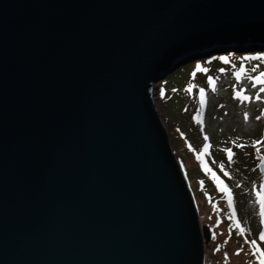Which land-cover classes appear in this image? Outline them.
Returning a JSON list of instances; mask_svg holds the SVG:
<instances>
[{"label":"water","instance_id":"obj_1","mask_svg":"<svg viewBox=\"0 0 264 264\" xmlns=\"http://www.w3.org/2000/svg\"><path fill=\"white\" fill-rule=\"evenodd\" d=\"M262 43L264 0H0V264H205L154 86Z\"/></svg>","mask_w":264,"mask_h":264},{"label":"rangeland","instance_id":"obj_2","mask_svg":"<svg viewBox=\"0 0 264 264\" xmlns=\"http://www.w3.org/2000/svg\"><path fill=\"white\" fill-rule=\"evenodd\" d=\"M255 53L264 55V49L261 52L258 49H229L196 53L193 58L166 71L167 75L155 84L153 90V99L174 154L185 177L189 175V186L195 199L200 198L201 227L206 226L212 232L211 241L205 244V264H211L207 260L209 257L212 264H259L256 248L249 243L250 253L244 255L235 234L247 243L257 239L264 249V241L258 239L264 234V217L260 215L259 197L256 195L257 191L264 193V173L259 169L264 161L259 158L264 155V144L255 143L264 141V93L260 94V101L255 100L258 87H254L248 78L264 71V60L242 59L256 56L253 55ZM220 56H227L230 62L225 64L223 60L215 59L206 63ZM197 62H202L200 67L207 71H198ZM256 65L260 67L252 72L251 68ZM222 68L225 71L221 72ZM241 68L245 72L238 80L236 72ZM209 77L215 80V92ZM189 87H192L191 92ZM200 88L205 89L206 103L203 107ZM237 91L253 99L241 101L236 97ZM245 112L248 120L244 119ZM257 116L262 118L257 120ZM227 149L233 153L231 160ZM225 171L228 176L224 175ZM206 177L212 182L209 183ZM218 180L227 186L231 195L228 191H221ZM212 185L226 196L224 211L217 210L211 195ZM237 221L240 227H237ZM241 228L245 230L243 233Z\"/></svg>","mask_w":264,"mask_h":264},{"label":"snow or ice","instance_id":"obj_3","mask_svg":"<svg viewBox=\"0 0 264 264\" xmlns=\"http://www.w3.org/2000/svg\"><path fill=\"white\" fill-rule=\"evenodd\" d=\"M220 59H222L224 61L225 64H228L230 61L228 59L227 56H222L220 57ZM242 59H252V60H264V56H260V55H257V56H252V57H243ZM233 67H236V65H232ZM260 66L259 65H256V66H253L251 68V71L252 72H256L258 70ZM198 71H201V72H205L207 71V69H204L202 67H199L198 66ZM221 72L225 71V69H220ZM245 72V69L244 68H241L238 72H236V78L239 80L241 75H243ZM250 80L253 81V86L254 87H258V91L255 95V100L257 101H260L262 99V96L260 95L261 93H264V71H259V74L256 75V76H249L248 77ZM209 81L211 82V85H212V91L215 92L216 91V83H215V80H213L211 77H209ZM189 92L192 91V87H189L188 89ZM199 97H200V104H201V107H203L206 103V100H205V89L204 88H200L199 89ZM236 97L237 99L241 100V101H250L253 99L252 96H249V95H245L244 93L240 92V91H237L236 92ZM249 116H248V113L245 112L244 113V119L245 120H248ZM262 117L261 116H257L256 119L259 120L261 119ZM208 137L205 136V140H207ZM256 144H264V141H256L255 142ZM239 147H244V145H238ZM257 152L260 151L259 148L256 149ZM205 151H207V149H205ZM228 152V159L231 160L232 157H233V153L231 151V149H227L226 150ZM261 160H264V155L260 156L259 157ZM223 168V165L221 166ZM224 175L225 176H228L229 173L227 171L224 172ZM218 183L221 184V191H228L229 192V195H231V192L230 190L227 188V186L223 185L222 182H220L218 180ZM239 186V185H237ZM257 197H259V204H260V215L262 217H264V193H261L260 191H257L256 193ZM237 227H240V224H239V221H237ZM245 230L243 228H241V232L243 233ZM258 239L260 241H264V234H261ZM248 243H250L251 245H253L255 248H256V252L258 253V259H259V264H264V249H262L260 247V245L258 244L257 242V239H252V240H249ZM237 255H239V252L237 253Z\"/></svg>","mask_w":264,"mask_h":264},{"label":"trees","instance_id":"obj_4","mask_svg":"<svg viewBox=\"0 0 264 264\" xmlns=\"http://www.w3.org/2000/svg\"><path fill=\"white\" fill-rule=\"evenodd\" d=\"M250 49V48H249ZM249 49H246V50H249ZM257 49H259L260 50V52H261V49H264V47H260V48H257ZM248 53H250V52H248ZM259 55V54H258ZM231 56H234V55H230L229 57H231ZM260 56H264V55H260ZM220 57H222V56H220ZM220 57H214V58H212V59H209V60H207L206 61V63H210V62H212V61H214L215 59H218V60H222V59H220ZM190 58H186V60L185 61H187V60H189ZM196 65L197 66H202V62H197L196 63ZM178 159V158H177ZM186 177H187V179H188V177H189V175L187 176L186 175ZM206 179L209 181V183H211L212 182V180L208 177H206ZM188 183H189V179H188ZM190 187V186H189ZM212 190H213V192L211 193V195L214 197V201L216 202V204H217V210H219V211H224L225 209H226V206L224 205L226 202H225V199H226V196L224 197V195L220 192V191H218L216 188H214L213 187V185H212ZM218 192H220L219 194H218ZM208 194V193H207ZM199 200H200V198H196V203H197V207H199ZM235 234V233H234ZM236 235V237L238 238V243L240 244V246L242 247V253H244V255H246V254H249L250 253V250H251V248H250V244L249 243H247V242H245L244 241V239H242L238 234H235ZM235 237H233V239H234ZM236 239V238H235ZM207 257H209V256H206V258ZM207 260H208V262H210L211 264H212V262H211V259H210V257L209 258H207ZM207 262V263H208Z\"/></svg>","mask_w":264,"mask_h":264},{"label":"clouds","instance_id":"obj_5","mask_svg":"<svg viewBox=\"0 0 264 264\" xmlns=\"http://www.w3.org/2000/svg\"><path fill=\"white\" fill-rule=\"evenodd\" d=\"M192 56V55H191ZM193 56H196V55H193ZM177 62H184L182 59H180V60H178ZM176 62V63H177ZM175 63V64H176ZM174 65H172V66H168L164 71L166 72V71H169L170 69H172L171 67H173Z\"/></svg>","mask_w":264,"mask_h":264},{"label":"bare ground","instance_id":"obj_6","mask_svg":"<svg viewBox=\"0 0 264 264\" xmlns=\"http://www.w3.org/2000/svg\"><path fill=\"white\" fill-rule=\"evenodd\" d=\"M262 44H264V43H262ZM180 63H181V62H177L176 64L174 63V64H172V65L175 66V65L180 64ZM172 65H170V66H172Z\"/></svg>","mask_w":264,"mask_h":264}]
</instances>
